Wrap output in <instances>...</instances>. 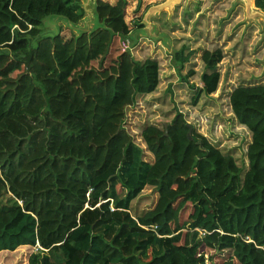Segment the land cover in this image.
Returning a JSON list of instances; mask_svg holds the SVG:
<instances>
[{"label":"trees","instance_id":"1","mask_svg":"<svg viewBox=\"0 0 264 264\" xmlns=\"http://www.w3.org/2000/svg\"><path fill=\"white\" fill-rule=\"evenodd\" d=\"M254 5L264 12V0ZM126 7L97 0V28L42 37L47 17L79 24V0H0V255L34 249L26 264H264V85L229 96L251 134L245 173L194 129L189 141L179 112L142 130L153 157L144 162L125 115L157 89L159 64L132 56ZM188 57L175 53L176 72ZM222 58L202 54L195 100L217 91ZM146 187L157 202L134 219L131 202Z\"/></svg>","mask_w":264,"mask_h":264},{"label":"rangeland","instance_id":"2","mask_svg":"<svg viewBox=\"0 0 264 264\" xmlns=\"http://www.w3.org/2000/svg\"><path fill=\"white\" fill-rule=\"evenodd\" d=\"M96 1L79 0L85 16L77 25L47 17L40 27V36H53L60 30L75 36L97 28ZM126 1L125 22L131 30L127 41L132 56L136 61L153 59L159 64L157 89L137 96L125 115L124 128L141 149L142 160L153 162L141 139L142 130L147 126L162 129L179 112L198 134L233 157L242 174L245 173L251 134L234 118L229 96L238 87L264 85V12L255 8L254 0H181L166 9L159 7L167 0ZM181 50L189 57L178 73L173 68L174 55ZM215 50L223 56L217 66L220 73L217 91L195 100L204 72L201 56L205 51ZM190 71L194 74L187 78ZM157 198V192L146 187L131 202V216L141 217L155 206ZM32 251L22 248L18 253L3 254L0 264H26Z\"/></svg>","mask_w":264,"mask_h":264},{"label":"water","instance_id":"3","mask_svg":"<svg viewBox=\"0 0 264 264\" xmlns=\"http://www.w3.org/2000/svg\"><path fill=\"white\" fill-rule=\"evenodd\" d=\"M180 2H181V0H167L163 5H161L159 7V9H164V8L166 9V8L171 7L174 4L175 5L180 4ZM94 9H95V5H94ZM187 128H188V131H189L188 132V135H187V138H188L189 141H191L192 140V130H193V127L191 125H188L187 124ZM198 144H200V143H198Z\"/></svg>","mask_w":264,"mask_h":264},{"label":"crops","instance_id":"4","mask_svg":"<svg viewBox=\"0 0 264 264\" xmlns=\"http://www.w3.org/2000/svg\"><path fill=\"white\" fill-rule=\"evenodd\" d=\"M130 35H131V33H130ZM138 43V42H137ZM0 256H2V255H0ZM0 260H1V258H0Z\"/></svg>","mask_w":264,"mask_h":264}]
</instances>
